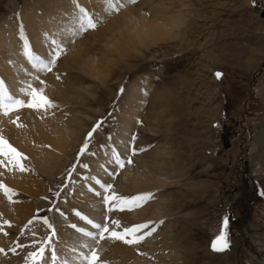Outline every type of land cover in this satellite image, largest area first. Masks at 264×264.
<instances>
[{
  "label": "rangeland",
  "instance_id": "374dc122",
  "mask_svg": "<svg viewBox=\"0 0 264 264\" xmlns=\"http://www.w3.org/2000/svg\"><path fill=\"white\" fill-rule=\"evenodd\" d=\"M114 4L119 11L110 8L108 0H0L4 82L18 80L16 90L28 84L43 87L57 106L42 111L63 123L70 115L54 98L55 87L65 90V77L72 76L82 77L88 87L85 93L74 94L81 95L74 106L81 110L82 121L71 123L76 134L56 163L42 168L13 144L27 157L23 163L30 171L0 166L10 176L17 175L28 190L17 188L18 195L12 198L27 210L17 220H8L11 226L2 227L11 244L0 252V264H25L27 253L38 247L32 241L50 234L42 223L44 215L56 227L57 254L74 264V254L64 255L62 250L65 234L80 228L76 223L83 219L77 211L97 222L107 216L109 226L112 219H119L122 227L147 224L138 234L151 235L134 245L151 264H264V0H114ZM80 8L92 15L97 27L73 35ZM23 35L44 57L52 53L53 40L60 42L64 51L51 71H40L24 55ZM74 51L88 65L80 66L78 59L75 68H67ZM217 72L222 74L219 78ZM26 111L20 108L12 120L19 116L20 121ZM12 123L1 128L11 129L16 124ZM98 123L101 126L89 138ZM227 124L230 143L223 145L221 131ZM126 125L132 128L127 141H117ZM86 141L88 148L81 155ZM118 144L127 147L123 154ZM117 152L122 158L130 156L132 163L118 167ZM131 169L152 180L147 188L125 186L122 176ZM97 180L114 185L117 194L153 195L140 208L109 212ZM153 180L158 184L154 190ZM87 201L101 205L98 217L83 207ZM57 207L67 222H58ZM136 215L150 218L140 220ZM225 219L228 247L216 251L212 244L225 231ZM49 255L45 253L46 260Z\"/></svg>",
  "mask_w": 264,
  "mask_h": 264
},
{
  "label": "snow or ice",
  "instance_id": "6c2138e0",
  "mask_svg": "<svg viewBox=\"0 0 264 264\" xmlns=\"http://www.w3.org/2000/svg\"><path fill=\"white\" fill-rule=\"evenodd\" d=\"M132 3H135L136 0H131ZM109 7L113 8L115 11H119V8L115 6L114 0H108ZM81 15L78 17V27L73 30L72 34L75 35L78 32H84L88 29H95L97 27V21L90 15L86 9L80 8ZM24 40V55L33 63L34 67H37L40 71H51L52 67L56 64L57 59L60 57L62 52L64 51L60 42L53 40L52 43L55 47L52 50V53L47 57L41 56L37 54L31 44L29 43L27 36H22ZM217 77L219 78L222 74L217 72ZM35 79L39 80V76ZM41 84H44V81H40ZM21 93L28 97L27 100L13 95L5 82L2 78H0V112L4 115H8L13 111H17L20 108H32L35 110H43L47 112L51 108H55L57 105L55 101L49 98L45 94V89L43 87L37 88L34 87L32 84H28L27 87L22 88L19 90ZM123 91V89H121ZM19 116L13 121V123H17V126L23 127L22 124H19ZM101 125L98 123L91 132L88 133V137L91 138L92 135L96 132V130ZM135 137H133V147H132V154L135 155L138 151L135 146ZM88 148V142L86 141L83 148L81 149V155L84 154V151ZM139 151H143V149H139ZM27 157L25 154L19 152L15 147L11 145V143L6 139L3 135V131L0 130V166H6L9 170L18 169L21 172L30 171V169L23 163ZM115 163L118 167L123 168L125 163H132L131 157L122 158L120 153L117 152L115 154ZM84 168L89 167V165L84 164ZM98 184H101V187L105 190V195L102 197V203L105 205H109L108 211L111 212L114 208L120 211H124L125 209L133 210L136 208H140L146 203L149 199L152 198V193H141L136 195H122L117 194L114 185L102 183L101 181L97 180ZM0 190H3L5 195L7 196L10 202L13 201V195H18L15 189L8 187L2 181H0ZM98 196L101 193H96ZM264 194V193H262ZM56 195H59L57 193ZM55 207V206H53ZM48 211H52V209H48ZM55 211L58 212L61 216L64 213L57 207ZM80 216L81 219L85 220L87 224L91 225L93 229L87 230L85 228H78L77 225L73 224L72 228L77 229L79 233H81L86 240L81 242V248L86 249L87 251L80 250L78 255V260L80 264H109L106 260H101L100 251L97 247L101 240H108V239H115L123 241L126 244H138L144 240L146 235H151V232H147L144 234H138L140 229L147 228V224H140L134 226H121V221L119 219H112L111 225L113 226L110 230V226L108 223V218L105 216L102 222H97L94 219L88 217L77 211L76 213ZM36 218L34 217V220ZM29 225L33 224V220H30ZM42 223L50 229V234L46 235L43 239H34L32 241V246L35 247L34 251H29L27 253V257L25 259V264H48L50 260V264H71L70 260L67 257L61 258L57 254V250L55 245L53 244V237L57 236V230L54 223L50 220L47 215L42 217ZM162 223V221L160 222ZM227 219L224 221L225 231L222 232L220 235L216 237L214 240L212 247L216 251H223L228 247L227 241ZM3 224H7L11 226V222L8 220H4L2 224H0V230H2ZM27 227V226H26ZM122 230H117L121 229ZM155 231V228L152 229ZM107 234V235H105ZM5 235L7 233L5 232ZM32 235L35 237L37 234L35 231L32 232ZM20 247L27 248L29 245H19ZM3 248H0V252H4ZM12 252L16 251V248L11 249ZM78 251L76 246H73L70 250V254H74ZM49 252L50 255L46 260L45 253Z\"/></svg>",
  "mask_w": 264,
  "mask_h": 264
},
{
  "label": "bare ground",
  "instance_id": "6f19581e",
  "mask_svg": "<svg viewBox=\"0 0 264 264\" xmlns=\"http://www.w3.org/2000/svg\"><path fill=\"white\" fill-rule=\"evenodd\" d=\"M78 53H79L78 51H74V53L71 54V56L69 55L70 58L67 59L68 65H67V63L65 64V65H67V68L72 69L76 65L73 63L78 62V59H80L78 62L80 64V66L87 64V61L83 60L82 57L80 55H78ZM76 77L77 76H74V77L72 76L71 78L65 77L64 83L62 85L65 88V90H63L59 86H56L54 91H53V93L55 92L54 98L58 99V101L65 106V108L62 107L64 109V110L63 109L62 110L65 111V113H67L68 115H70L69 121L67 123H63L60 118L59 119L49 118L48 114L44 113L42 110H39V111L35 110V109L30 110L29 108L24 107V109H26L27 111L24 112L21 120L18 122V123L22 124L23 127L16 126L17 125V123H16L15 126L12 127L11 129H9V127L7 126L8 130H5L1 127L4 124H7L9 122H13L11 116L14 114H17V111L16 112L13 111V112L9 113L8 115H4V116L2 115V112H0V114H1L0 116H2L0 118V130L3 131V135L11 143V145L15 144L20 149L29 153L32 157V160L34 162H37V164L38 163L41 164L42 168L48 167L49 165L52 164V162L56 163V161L59 159L60 154L64 151V149L67 148L68 144L70 145V140L72 138H74V136L76 134L72 129V124L79 122V120L82 119V118L80 119V116L82 114V113H80L81 110L76 109L78 106L76 108L74 106L75 99L80 98L81 95H79V97H78V95H74V94H75V92H76V94H80V93L83 94L87 91L88 87L84 84L85 82H84V80H82V77H79V76H78V78H76ZM9 79H10L9 85L5 82L9 91L13 95L19 96V97L24 99V97H23L24 94H23V96H22V94L17 95L16 93H18L19 90H16L14 88V86H16L15 84L18 80L15 81L14 78H9ZM21 89H22V87H21ZM53 93H51L52 96H53ZM51 94H49V95H51ZM79 101H80V99H79ZM82 102H84V101H82ZM71 105H73V106H71ZM77 105H79V104H77ZM131 129L132 128L129 125L123 126L121 128L120 132L117 134L116 140L117 141L119 140L121 142L127 141L126 136L130 135ZM261 133H263V132H261ZM261 135H263V134H261ZM258 139H260V138L258 137ZM117 141H116V143H117ZM120 145L121 144L117 145V149L121 152V154H123L125 152V150L127 149V147L123 148ZM104 155H105V153L102 154L103 157H104ZM114 159H115V157H114ZM106 160H108V156L106 157ZM122 177L125 181V186H128L129 189H134V190L147 188L148 187V181L150 180V179H147L146 175L143 174L142 171L133 170V169L124 172ZM19 179L20 178H18L17 175L16 176H10L9 174L3 172L2 169L0 170V181H2V182L6 181V183H4V184H7V186H8V183H9V186L15 190L17 188H19L21 190H27V189H24L21 187V185L19 184ZM151 181L152 180H150L149 182H151ZM153 181H154V183H152L150 185V186H152L151 187L152 190H154V188L158 185L155 182V180H153ZM2 192H3V190H0V207L3 208L2 209L3 211H1L4 213L3 219L5 218L6 220H10V221L14 220L15 221L18 219L19 214H21V213L24 214L27 209L23 208V206L20 203L10 202L7 199V197H5V193H2ZM13 197L16 198L15 195H13ZM87 202L89 204L87 206H83V207H85V209H87V211L89 213H91L93 216L98 217L99 212H97V210H99L101 208V205L99 204V205H96L94 207V206H91V205H93V202H90V201H87ZM1 215H2V213H1ZM136 216L140 220H141V218H144V217H145V219L150 218V215H148V216L136 215ZM128 218L132 219L134 217H133V215H128ZM57 219H58V222H61V221L67 222L66 220L63 219L62 216H60L58 214H57ZM99 220H101V219L99 218ZM68 222H70V221H68ZM2 223H3V220L0 218V224H2ZM76 224L80 228H85L87 230H93L94 231L92 226L87 224V222L85 220H81L79 222L77 220ZM5 226L7 227V224H3V227H5ZM110 227L112 228L113 226L111 225ZM8 228H10V227H8ZM70 230H72V229H70ZM75 231H76L75 233H74V231L72 232V235L69 233H66L65 237H64V234H62L65 241H64V249L63 250L61 249V250H62V253H64V255H66L67 253H70V250L73 246H76L78 251L76 253H74V258L76 261V262L74 261V264H80V262L78 260L79 251L80 250L87 251L86 249L81 248V242L86 240L87 238H85L81 233H79L78 230H75ZM105 235H107V234H105ZM9 240L10 239L7 238V235H5V233L0 230V248L4 249V248L10 246L11 243ZM101 241H104V242L100 243ZM101 241L97 245V247L100 251L101 260H106L109 262V264H151L148 258L139 256L137 254V252L135 250L137 245L124 244V243H122L123 241L115 240V239H108V240H101ZM71 264H73V263H71Z\"/></svg>",
  "mask_w": 264,
  "mask_h": 264
},
{
  "label": "water",
  "instance_id": "95a60500",
  "mask_svg": "<svg viewBox=\"0 0 264 264\" xmlns=\"http://www.w3.org/2000/svg\"><path fill=\"white\" fill-rule=\"evenodd\" d=\"M262 15L264 16V10H262ZM228 134H229L228 129H224L221 133L222 138H223V141H222L223 145H228L230 143Z\"/></svg>",
  "mask_w": 264,
  "mask_h": 264
}]
</instances>
